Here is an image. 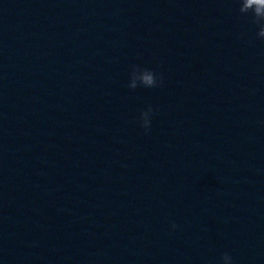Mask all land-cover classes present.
Listing matches in <instances>:
<instances>
[{
  "label": "water",
  "instance_id": "95a60500",
  "mask_svg": "<svg viewBox=\"0 0 264 264\" xmlns=\"http://www.w3.org/2000/svg\"><path fill=\"white\" fill-rule=\"evenodd\" d=\"M256 31L238 0H0V264H264Z\"/></svg>",
  "mask_w": 264,
  "mask_h": 264
},
{
  "label": "clouds",
  "instance_id": "9594fccd",
  "mask_svg": "<svg viewBox=\"0 0 264 264\" xmlns=\"http://www.w3.org/2000/svg\"><path fill=\"white\" fill-rule=\"evenodd\" d=\"M239 13L242 15L251 14V22L257 26L256 37L264 39V0H238ZM163 77L158 78L157 73L149 68H142L134 65L130 72V82L128 87L135 89L139 85L144 87H156L162 83ZM154 109L149 105L146 109L141 110L140 120L141 126L145 131H149L151 127V115ZM171 227L175 229L177 224L172 222ZM222 264H233V258L228 253L221 255Z\"/></svg>",
  "mask_w": 264,
  "mask_h": 264
}]
</instances>
